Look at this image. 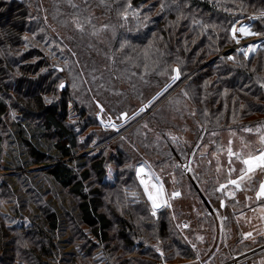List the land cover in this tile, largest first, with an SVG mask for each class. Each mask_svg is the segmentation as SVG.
Instances as JSON below:
<instances>
[{
	"label": "trees",
	"instance_id": "16d2710c",
	"mask_svg": "<svg viewBox=\"0 0 264 264\" xmlns=\"http://www.w3.org/2000/svg\"><path fill=\"white\" fill-rule=\"evenodd\" d=\"M125 2L124 0H47L50 6L46 9V19L52 25L56 24L58 30L61 31L53 37L49 32L52 27L47 24L45 17L37 12L39 8L36 0H0V123L8 110V104L3 96L9 92L15 93V103L19 112L27 110L39 115L38 126H33L26 118L22 121L12 122L11 130L6 131V136L8 141L13 143L14 152L12 153H15L16 150L21 153L17 154L19 156H13L14 161L7 158L8 162L5 165L7 169L46 165V171L43 174L46 179L36 182V187L43 191L42 187L48 178L60 187L66 188L78 199L75 205L80 221L89 226L94 234L102 235L104 239L107 237V229L110 225L109 218L98 211L97 198L90 197L85 190V183L90 180L92 174L98 181L102 180L105 175L104 157L98 154L102 146L96 148L98 152L96 150L84 153L82 155L84 159L81 161L84 162L82 164L84 168H76L72 156L79 153V150L84 149L85 151L90 146V142L87 145L86 143L90 141L91 136L84 142V145L77 142L76 132L66 122L67 110H69V101H77L74 107L78 106L81 110H86L87 116L92 117L95 105L90 96L103 95L107 97L110 109L107 111L103 107L104 111L120 115L124 109V102L129 99L118 95L117 100H113L116 102H113L105 90V83H101V80L98 79L96 69L98 64L96 66L93 62L98 63L95 61L96 48L94 46L99 45L100 41L87 42L84 36H82L84 39L78 38L79 40H77L78 36L74 37L71 33L69 21L75 19L73 16L78 15V10L83 11L80 16L84 17L91 15V11L95 10L113 22L116 37L109 48V56L112 59L113 73L121 79L120 81L127 82L131 87L124 90L127 96L131 97L134 90L143 93L150 91L149 87L154 84L152 82L143 85L141 79L137 78L136 72H127L132 69V60L127 58V53H132V46L134 47L136 43L145 44L146 41H150L147 37L155 41L156 50L154 53L161 60L162 66L169 65L171 68L173 64H177L181 78L194 72L186 82L194 88L196 95L188 98L186 96L189 91L181 89L171 91L167 99L170 101L169 96L177 92L173 97L174 101L192 102L193 114L184 115L182 118L184 120L191 118L190 132L195 139L191 147H187L184 145L185 138L182 139L178 136L182 134L180 130L171 128V136L163 134L161 144L159 142V145L155 147L152 145L150 152L153 157L156 154L159 155L161 168L166 164L175 163L180 166L179 160L185 161L188 156L192 155L191 150L198 145L196 143L198 140L200 141V138L211 145L218 138L213 135L218 130L264 121V87H261L264 84V46L248 59L236 53L234 55L236 60L230 61L226 58L227 51L223 53V56H215L207 62L212 55L232 45L229 27L233 18L247 11L264 9V0H128L130 7L138 8L142 14L144 13L141 19L128 18L118 14L119 5ZM162 5L163 10H161ZM140 11L139 13H141ZM179 14L184 16L182 20ZM95 19L92 16L87 20V23H92ZM117 36L122 39L121 48L116 46ZM54 41L62 43L67 51L65 55H56L59 64L51 62V57L54 55L52 52L55 48L52 45ZM110 42L111 40H108L109 44ZM111 52H115L116 55ZM71 60L76 69L77 63L79 64L83 60L92 65L91 68L87 67L85 75H82L83 79H80L83 86L81 85L78 94L80 99L78 100L69 95L68 83L62 81L58 84L59 79L54 80L51 74V71L56 72L51 69L54 64L61 66L63 70L61 72L57 70V74L64 76L66 61L70 62ZM42 68L46 70L41 75ZM159 77L161 75L155 72L148 75V78L153 81L158 80ZM106 82H112V80L109 79ZM61 83L64 84L63 88L60 87ZM94 86L96 87L94 88ZM143 86L145 90L142 88ZM188 89L190 88L188 87ZM57 91L61 95H58ZM49 96H52L53 100H50ZM173 109L177 114L178 110L174 106ZM125 112L129 114L132 111ZM150 112L141 118L143 122L151 118L156 121L155 117L148 116ZM256 115L259 116L256 117ZM135 125L131 126L130 130L134 129ZM172 126H175V123ZM142 129L143 126L138 130ZM173 131L177 136L173 135ZM111 134V132H104V135L98 137L94 143L106 139ZM47 135H49L48 138ZM173 137L176 139L173 140ZM130 139L133 140L134 136H130ZM137 144L141 145L144 150L148 149L143 146L142 140ZM1 145L0 136V151ZM17 157L20 158L17 159ZM175 170L179 176H182L179 181L186 180L189 189L198 194L203 208L207 207L202 201L199 191L205 196L212 209H216L221 197H214V186L217 189L219 183L226 182L228 178L218 181L216 180L218 175L206 170L203 173L202 171L195 172L192 182L186 176L184 179L185 172L181 173L182 168ZM23 180H25L24 177ZM260 180L256 177V186ZM200 183L205 190L200 188ZM183 189L189 190L186 187ZM91 190L97 192L98 186ZM221 195L223 197V194ZM228 200L231 203L238 202L236 205L240 206L243 201H239L237 196L228 198ZM21 203L24 204L23 201ZM226 206H228V202ZM37 216L34 221L35 231L40 233V236L35 237V241L32 247L27 249L25 257L33 264L34 262L48 264L50 263L48 261L54 264L59 260H61V264H69L70 261L66 259L67 255L58 259V257H62L58 246H65L63 254L71 255L74 252V246L69 244V237L58 238L63 231L60 213L55 206H52L43 209ZM159 224L165 226L163 220L159 221ZM4 231L0 224L1 239L7 235ZM261 237L263 242L249 250L264 243V234ZM165 240L167 243L163 246L166 248L174 245L177 247V252L180 251L179 255L183 256L184 253H189V249L177 235L173 234L171 237L166 235ZM252 242L250 238H241V240L235 238L226 244V249L223 251L219 246L216 251H213L211 247L208 256L204 258L212 255L209 264H215L230 258V256L249 251L244 248ZM8 251L7 245L2 244L0 240V264H10L11 257ZM167 255L174 257L175 254L169 251ZM165 263L169 264L166 260Z\"/></svg>",
	"mask_w": 264,
	"mask_h": 264
},
{
	"label": "rangeland",
	"instance_id": "374dc122",
	"mask_svg": "<svg viewBox=\"0 0 264 264\" xmlns=\"http://www.w3.org/2000/svg\"><path fill=\"white\" fill-rule=\"evenodd\" d=\"M124 1L126 2L119 5L117 9L119 15H123L127 10L126 17L128 18L137 17L141 19L144 16V13L142 14L138 8L129 7L128 0ZM36 2L39 8L37 12H40L46 19V9L50 5L47 3V0H36ZM150 10L154 11L152 8ZM97 13V11L93 10L91 11V15L84 17L80 16V14H83V11L78 10V15L73 16L75 19H70L69 21L71 33L74 37L78 36L76 37L77 40L86 37L87 42L91 40L100 41L99 45L94 46L96 48L94 54L95 61L98 63L91 60L96 66L98 64L96 68L98 79L101 80V83H105V90L112 101L117 100L118 95L124 99H129L127 102H124L122 113L132 111L128 114V117H131L124 120L119 119L121 114L101 112V106L105 107L107 111L109 109L107 97L103 95L92 97L91 95L90 97L95 105L92 117L87 116L86 110H81L78 106L74 107L77 101H69L66 122L74 129L77 134V142H81L82 145L91 136L90 141L86 143L87 145L90 142V146L85 151L84 149L79 150V153L72 156L77 169L84 168V165H82L84 162H81L84 159V156H82L84 153L95 152L97 147L102 146L100 151L98 152L97 150L96 152L104 157V164L106 166L105 175L102 180L98 181L92 174L90 180L85 183V190L90 197L97 198L98 211L104 213L109 218L110 225L107 229V237L104 239L102 235L94 234L89 226L80 221L75 205L78 199L66 188L60 187L48 178V181L42 187L44 188L43 191L36 187V182L46 179L43 175L45 174L44 171H46V165H30V167L7 169L5 165L8 162L7 158L13 160V156H19L17 154L21 153L17 150L15 153H12L14 152L12 148L13 143L9 142L6 136V131L8 129L11 130L12 122L22 121L26 118L33 126H38L39 124L38 113H32L27 110L19 112L15 103L16 95L14 92H9L5 94L6 96H3L8 104V110L0 123L2 144L0 151V224L5 230L4 233H7L0 240L9 249L10 264H33L25 256L27 249L29 250L32 247L35 237L40 236V233L35 231V217H38L37 214H40L43 209L52 206H55L61 215L60 219L63 231L61 235L59 234L58 238L69 237V244L74 246V252L71 255L68 253L63 254V247L65 246H58L62 252H60L62 257H58V259L67 255L66 259L70 261L69 264H158L162 261L165 262V260L169 264H187L197 256H208L211 247L213 251H216L219 246L223 251V249H226L228 242H232L235 238L244 239V234L248 232L252 233L250 240L253 242L248 244L244 250H249L262 243L261 236L264 234V218L262 217H264V212L260 211V208L264 205V201L256 202L254 199H246V196L254 198L253 191L236 192L235 197L237 196L239 201L243 200L240 206L236 205L238 202L231 203L228 200L230 197L227 195V192L232 191V186H229L226 191H216V187L214 186V197H221L219 205L221 201H224L225 204L226 200H228V206H226V202L224 207L218 205L216 209H212L209 212L207 208L201 206L198 194L189 189L187 181H179L182 179V176H179L175 169L182 168L181 165L177 166L178 163L166 164L161 168V158H159V155L156 154L153 157L150 154L152 145L155 147L159 145V142L161 144L162 135L165 133L170 135L171 128L181 131V136H178L182 139L185 138V146L191 147L193 144L195 137L190 132L189 126L191 118H186V120L182 118L184 115L193 114L194 106L192 102L174 101L173 97L177 92L169 96L171 98L170 101L167 98L171 91L181 89L189 91L186 97H194L196 95L194 88L186 82L194 72H190L187 76L180 77L173 82L171 77L175 73L172 69L178 67L177 64H173L171 68H169V65L162 66L161 60L154 53V50H156L155 41L147 37L150 41H146L145 44L136 43L131 49L133 54L127 53V58L132 60V69L127 70V72H136L137 78L141 79L143 85L152 82L154 84L149 87L150 91L143 93L142 91L134 90L131 97L127 96L124 90L131 87L127 82L120 81L121 79L113 73L112 59L109 56V48L116 37L115 26H113V22L107 16ZM257 13L260 14L258 16L260 18L254 23L252 29L257 30L260 34H264V9L247 11L234 17L230 23V42H233L231 38V26L233 23L250 14ZM179 15L182 20L184 16ZM92 16L96 18L95 21L87 23V20ZM74 21L82 25V31L76 27ZM46 22L52 27L50 30L48 29L51 35L53 37L56 36L60 31L57 25H52L48 19H46ZM135 26L140 27L139 25ZM48 37L50 36L48 35ZM108 40H111L110 44ZM116 42V46L121 48L122 39L117 36ZM52 45L55 48L52 50L54 55L51 57V62L59 64L56 55H65L67 52L66 48L59 41H54ZM225 50L227 51L226 48L220 51L222 54L218 52L212 55L207 62L215 56H223ZM111 53L116 55L115 52ZM235 54L236 52L233 53V56ZM241 55L243 56V54ZM228 57L229 55H226V58ZM66 63L64 76L57 74V69H54L56 72L51 71V74L54 80L59 79L58 84L62 81L68 83L67 85L70 88L69 95L71 98L78 100L80 99L78 94L81 85L83 86L80 79H83L82 75H85L87 67L91 68L92 65L87 64L86 60L79 62V64L77 63L78 73L72 60L70 62L66 61ZM45 70L41 69V75L44 74ZM152 72L161 75V77L156 81L149 79L148 75ZM109 79L112 82H106ZM205 80L208 81L207 79ZM118 81L119 83L116 84ZM158 93L162 94L158 96ZM57 94L61 95L59 91H57ZM154 97L156 99H153ZM49 99L53 100V97L49 96ZM145 105H148V107L143 112H140V109ZM172 105L178 110L177 114L180 116L176 114ZM148 112H150L148 116L155 117L156 121L152 118L144 120V122L141 120ZM137 113L139 114L137 115ZM101 120L104 121L103 124ZM109 122L115 124L116 127L106 126ZM136 123L137 125H135ZM174 123L175 126H172ZM133 125H135L134 129L130 130V127ZM141 126H143V129L138 130ZM258 126H264V121L253 124L245 123L218 130L213 134L215 137L218 136V138L211 145L200 138V141L198 140L196 143L198 145L191 150L192 155L185 161H182L185 165L188 160V164L184 166V170L190 168L191 170L187 172L192 178L195 172L202 171L203 173L206 170L209 173L214 172L215 175H218L216 178L218 181L229 178L226 155L229 140L232 141L233 150L240 148L241 138L253 144L254 147H258V136L254 133L243 131L244 128L255 129ZM104 132H111L112 134L95 144L96 139L104 135ZM232 133H235V135H232ZM173 135L177 136L175 131H173ZM130 136H134V139L131 140ZM48 137L49 135H47ZM140 140L143 141V146L149 150H144L141 145L137 144ZM187 149L189 150V148ZM217 156L219 157V165L224 168L219 173L216 171L218 167ZM15 163L17 162L15 161ZM8 164L10 165L11 163L9 162ZM142 164L147 166L146 173L154 174L152 182H156L155 176L160 177V181L166 189L168 203L171 205L170 207L159 208L155 216L151 214V202L148 201L144 193V187L140 184V178L136 174L137 166ZM236 167L239 168L240 165L237 164ZM181 173L183 174L184 171H181ZM142 175L144 179H149V175ZM183 176L186 179V174H183ZM23 177L25 180H23ZM256 177L261 179L264 177V174L257 173ZM232 178H235V176ZM181 182H183L182 185H180ZM95 186H98V191H90ZM184 187L189 190L183 189ZM200 188L205 190L201 183ZM174 191H179L181 195L178 198L172 199L171 193ZM133 193L135 195H132ZM221 194H223V197ZM21 201L24 202L23 205ZM227 215L229 216L226 219ZM161 220L165 222L164 227L159 224ZM184 225H188V227H184ZM173 234L177 235L186 245L189 249L188 254L179 255L180 251L178 250L177 252V247L174 245H171L169 248L163 246L167 243L165 236L171 237ZM198 237H202L203 239H198ZM193 245H195V248H193ZM262 245L264 243L259 245L260 248L258 250H252L250 258L253 264H264V246ZM169 251L175 254L174 257L167 255ZM48 262H50L48 264H53L51 261ZM64 262L66 261L64 260ZM34 264L37 263L34 262ZM38 264L44 263L38 262ZM54 264H61V260L59 262L55 261Z\"/></svg>",
	"mask_w": 264,
	"mask_h": 264
},
{
	"label": "snow or ice",
	"instance_id": "6c2138e0",
	"mask_svg": "<svg viewBox=\"0 0 264 264\" xmlns=\"http://www.w3.org/2000/svg\"><path fill=\"white\" fill-rule=\"evenodd\" d=\"M130 7V5H129ZM161 10H163V5L161 6ZM125 17L127 16V10L123 14ZM260 17H254V19H259ZM76 24V27L79 30H83L82 25L74 21ZM239 25V26H238ZM239 34V36L237 35ZM260 33L252 31L251 27L247 24H242L241 22L237 21L231 26V38L237 43H240L241 38H245L248 36H258ZM258 46L256 44H249L246 47L238 48L237 51L241 52L245 59L249 58V55L251 53H255L257 51ZM230 61H235V56H229L227 58ZM59 71H62L63 69H58ZM172 71L175 73L171 79L173 82L178 80L180 78V69L179 67L173 68ZM61 88L64 87V84L61 83ZM261 87H264V84L261 85ZM166 90V89H165ZM162 93H158L157 95H161ZM153 99H156L154 97ZM151 103V102H150ZM99 106V105H98ZM148 105H145L140 109V112H143L145 108H147ZM101 112L104 111L103 107H100ZM139 113H137L138 115ZM119 119H128L127 113H121V116ZM101 123L103 124L104 121L101 120ZM109 127L115 128V124H111L109 122ZM147 127V125H145ZM244 132L246 133H254L258 136V147H254L253 144L248 143L244 141L243 138H241V146L238 150H233L232 147V141L229 140L228 147L226 149V155H227V174L228 179L226 183H222L219 185V187L216 189V191H226L229 186H232V191L227 192V195H229L230 198H234L236 192H247V191H254L255 196L249 197L246 196V199L248 200H255L256 202L264 201V180H261L256 186V176L257 173L264 174V126H258L257 128H244ZM232 135H235V133H232ZM176 138L173 137V140ZM218 167L216 171L219 173L224 170L223 166L219 165V157H216ZM239 164L240 167L237 168L236 165ZM179 166V165H178ZM146 165L142 164L137 166L136 168V174L137 177L140 178L139 182L144 187V193L147 196L148 201L151 202V208H152V215L155 216L157 213V210L161 207H170L171 205L168 203L167 193L166 189L164 188L163 183L160 181V177L155 176L154 179L156 182H152V176L154 174L146 173ZM186 171H190V168H186ZM142 174L149 175V179L146 180L143 178ZM235 175V178H232L233 175ZM132 195H135L134 193ZM181 195L179 191H174L171 193V198L175 199L178 198ZM221 207H224V201H221L220 204ZM260 211L264 212V205L261 206ZM264 218V217H262ZM184 227H188V225H184ZM244 237L250 238L252 237V233L248 232L244 234ZM198 239H203L202 237H198ZM193 248H195V245H193ZM159 251V249H157Z\"/></svg>",
	"mask_w": 264,
	"mask_h": 264
},
{
	"label": "built area",
	"instance_id": "2783aa9c",
	"mask_svg": "<svg viewBox=\"0 0 264 264\" xmlns=\"http://www.w3.org/2000/svg\"><path fill=\"white\" fill-rule=\"evenodd\" d=\"M258 16H260L259 13H257V14H250L249 16H246L244 18H241L239 20H236L234 23H236L237 21H239L242 24L249 25L251 27V29H252V26L257 21V19H254V17H258ZM252 31L258 33V31L255 30V29H252ZM237 35L239 36V34H237ZM253 43L258 46L257 50L260 49V48H262L264 46V34H260L258 36H248V37H245V38H241L239 44H237L233 40L232 45L229 48H226L227 51H228L227 55L233 56V53L234 52L239 53V54H242L241 52H238L237 49L238 48L246 47L247 45L253 44ZM225 51H224V53L227 52V51L226 52ZM220 54H222V52H220ZM252 54H254V53H251L249 55V57ZM250 256H251V252H248V253H245V254H239V255H236V256H232V257H230V258H228L226 260H223V261H220V262H216L215 264H253ZM209 260H210V258H204V257L197 256V257H195L193 260H191L187 264H209ZM158 264H166V263L162 261V262H160Z\"/></svg>",
	"mask_w": 264,
	"mask_h": 264
},
{
	"label": "water",
	"instance_id": "95a60500",
	"mask_svg": "<svg viewBox=\"0 0 264 264\" xmlns=\"http://www.w3.org/2000/svg\"><path fill=\"white\" fill-rule=\"evenodd\" d=\"M51 69H62L61 68V66H58V65H52L51 66ZM59 71V70H58ZM59 72H61V71H59ZM261 180H264V177H262L261 178ZM260 180V181H261ZM197 188V187H196ZM199 190V189H198ZM199 194H200V197H201V199H202V201L204 202V204H205V206L207 207V209L209 210V211H212V207L210 206V204L208 203V201L206 200V198H205V196L199 191ZM254 196H255V193H254ZM264 246V245H263ZM260 247H258L257 249H259ZM256 248H255V250H257Z\"/></svg>",
	"mask_w": 264,
	"mask_h": 264
},
{
	"label": "flooded vegetation",
	"instance_id": "af4514ba",
	"mask_svg": "<svg viewBox=\"0 0 264 264\" xmlns=\"http://www.w3.org/2000/svg\"><path fill=\"white\" fill-rule=\"evenodd\" d=\"M188 158H189V156H188ZM179 164L181 165V167H182L183 171L185 172L186 176L193 182L192 176L186 170H184V166L185 165L187 166L188 160L186 161L185 165L182 163V160H179Z\"/></svg>",
	"mask_w": 264,
	"mask_h": 264
},
{
	"label": "crops",
	"instance_id": "0c3cea01",
	"mask_svg": "<svg viewBox=\"0 0 264 264\" xmlns=\"http://www.w3.org/2000/svg\"><path fill=\"white\" fill-rule=\"evenodd\" d=\"M226 182H227V181H226ZM226 182H220L219 185L222 184V183H226ZM262 246H263V245H262ZM258 247H260V246H258ZM258 247H257V248H258ZM257 248H256V249H257ZM257 250H258V249H257ZM248 252H251V254H252V250H249V251H246V252H243V253H240V254H245V253H248ZM237 255H239V254H237ZM234 256H236V255H234ZM211 257H212V255H210L208 258L211 259ZM230 257H232V256H230Z\"/></svg>",
	"mask_w": 264,
	"mask_h": 264
}]
</instances>
